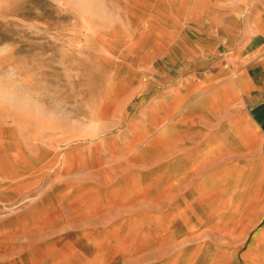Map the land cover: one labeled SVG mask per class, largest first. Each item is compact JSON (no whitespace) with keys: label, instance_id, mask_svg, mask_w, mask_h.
Instances as JSON below:
<instances>
[{"label":"rangeland","instance_id":"rangeland-1","mask_svg":"<svg viewBox=\"0 0 264 264\" xmlns=\"http://www.w3.org/2000/svg\"><path fill=\"white\" fill-rule=\"evenodd\" d=\"M146 1L0 0V73L13 68L42 108L59 111L41 119L0 77V264L137 262L135 229L154 224L133 218L114 185L138 164L133 119L150 76L137 73L133 54L149 41ZM242 183L221 185L231 199L221 214L193 217L188 204L183 218L157 219L168 234L158 230L145 251L186 264H264V191Z\"/></svg>","mask_w":264,"mask_h":264},{"label":"crops","instance_id":"crops-1","mask_svg":"<svg viewBox=\"0 0 264 264\" xmlns=\"http://www.w3.org/2000/svg\"><path fill=\"white\" fill-rule=\"evenodd\" d=\"M142 6L155 16L143 25L148 45L133 54L137 73L150 76L133 119L138 164L114 186L120 205L133 204V218L154 224L135 229L142 239L134 264H186L145 251L158 230L168 234L157 219L183 218L188 204L193 217L221 214L231 201L220 191L228 182L264 191V0ZM249 171L257 174L252 183Z\"/></svg>","mask_w":264,"mask_h":264},{"label":"clouds","instance_id":"clouds-1","mask_svg":"<svg viewBox=\"0 0 264 264\" xmlns=\"http://www.w3.org/2000/svg\"><path fill=\"white\" fill-rule=\"evenodd\" d=\"M0 77L6 79L10 83H13L15 88L18 89L20 96L19 100L20 103L25 105L26 107H31L33 111L44 120H55L59 118V111L58 110H52L48 111L40 106V102L36 99L35 94L31 93L20 77H18L16 71L13 68H8L3 73H0ZM10 99L15 102L17 97L13 96L10 97Z\"/></svg>","mask_w":264,"mask_h":264},{"label":"bare ground","instance_id":"bare-ground-1","mask_svg":"<svg viewBox=\"0 0 264 264\" xmlns=\"http://www.w3.org/2000/svg\"><path fill=\"white\" fill-rule=\"evenodd\" d=\"M0 95H1V92H0ZM9 103V102H8Z\"/></svg>","mask_w":264,"mask_h":264}]
</instances>
